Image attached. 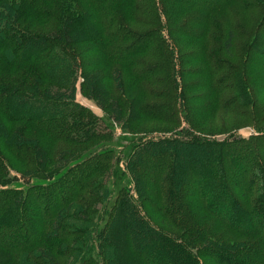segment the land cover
<instances>
[{
	"label": "trees",
	"instance_id": "obj_1",
	"mask_svg": "<svg viewBox=\"0 0 264 264\" xmlns=\"http://www.w3.org/2000/svg\"><path fill=\"white\" fill-rule=\"evenodd\" d=\"M97 53L99 66L89 57ZM186 59L202 66L185 70ZM80 78L91 95L110 96L120 81L126 128L176 124V106L186 101L176 88L190 86L209 91L196 96L198 112L183 104L197 118L235 109L263 119L255 95L264 89V0H0V264H68L69 257L75 264H264V124L257 121L250 138L197 137L190 127L129 141L122 171L133 187L111 207L112 188L104 190L102 178L96 187L95 174L107 166L114 183L121 167L112 148H89L73 166L11 184L10 168L33 179L65 159L66 146L95 149L96 140L112 138L115 127L97 131V119L76 101ZM53 152L64 156L54 161ZM88 189L93 203L105 204L91 231L77 227L71 211Z\"/></svg>",
	"mask_w": 264,
	"mask_h": 264
},
{
	"label": "rangeland",
	"instance_id": "obj_2",
	"mask_svg": "<svg viewBox=\"0 0 264 264\" xmlns=\"http://www.w3.org/2000/svg\"><path fill=\"white\" fill-rule=\"evenodd\" d=\"M187 42L188 41L187 40L185 41L184 39L180 40V44L183 47L186 46L184 49L185 52L189 53L191 52L190 50L192 49L187 48V45H188ZM113 51H116V49H113ZM175 52H176L175 59L177 60L178 63H180L181 60L178 58V55H177L178 49H176ZM89 57L96 59L97 66H99L100 63L102 62V59H100L101 58L100 53L91 54L89 55ZM89 57H86V59H88ZM186 62L187 63H185V66H184L185 70H194L195 68H199L200 66H202V63L201 64L193 63L192 61H190V59H186ZM176 70L178 73L179 69H176ZM195 80H198V79L194 77H191L189 79L187 77H184V81H187L186 83L193 82ZM203 80H206V78L204 77ZM82 82H83L82 78L76 81L77 84L75 87V92H72L73 95H75L76 101L80 105L88 109L89 114L94 116L97 119L95 123V129L97 131L108 132L109 130H111L113 126L115 127L116 131L114 132V134H112V138H104V139L100 138L99 140H96V142L98 141L100 142L96 144V146L94 147L95 149L91 148L92 146H86L85 144H73V146H66L68 153L66 154L65 159H58V157L63 155V153L58 155L56 152H53L54 161L58 159L56 161V164L52 167L44 168V170L49 169L47 172H43L42 170H37L35 171V173L33 172V179L31 177L22 176V174L20 173L19 167H16L14 169L10 168L8 171L10 173L9 177L11 178V184L13 186L23 187V186L31 185L33 184L34 179H41V178H36V177L34 178V175H37L38 173H40L41 176H43L42 173H45L46 175H52L54 172H57L54 170L58 169L54 167H57L60 165H61L60 167H62L68 162L70 163L69 165L73 166L81 162L83 159L87 158L86 157L87 154H84V152L87 151L89 148L91 152L93 153L101 152L102 154H104V151L106 149L112 148L116 150L115 156L118 158L116 160L117 163L115 164H119V167H121V170L118 172V175L115 177L114 183H112V181L109 182L108 172L106 169L107 166L102 171L95 174L97 176L96 177V187L100 185L98 183V179L102 178L105 184L104 190L108 186L109 188H112L110 190L113 193V198L109 205V207H111L113 204V200L115 201L117 199L119 191H122L125 187H128V188L133 187L130 175L122 171L125 168V164H123V160L127 158L124 148L126 147V143H128L129 141L139 142V138H142L143 141L150 140V139L157 140L158 138H163L164 136H171L173 132H176L180 128L190 129V127L194 128V130L191 129V131H195L194 134L197 137H208L210 139H215V140H224L226 137L231 136V134L233 133L232 138H250L251 136L258 134L256 130V124L258 123L264 124L263 116H262L263 119L259 118V115L256 120H254V118L252 117L247 119V118H244L243 116L239 117L238 114L240 111L235 110V109H231V111L219 110L213 114L214 116L209 115L210 117L208 116L204 118H200V117L197 118L193 114L191 109L189 110L184 109L185 107L183 106V104L185 106L188 105L189 107L193 109V111L198 112L199 111L198 106L202 105V101L196 98V96H199L202 93H207L209 91H207L208 89H206L205 87L203 88L200 87V89L197 90V89L192 88V86H190V89H184V91H183V88L181 87L176 88L178 90L177 91L178 93L182 92L186 96V101L176 106V111H175V113L177 114L176 124H167L165 122H161L157 120H148V121H145L140 127H137V125H132L130 126V128H126L124 127V123H123V120L125 119L123 117L124 112L122 108L119 106L120 100H119V95L117 92V87L121 86L120 81L119 80L114 81L113 89L111 90L112 93L110 96L109 95L107 96L98 95V94L91 95V94L85 93L83 92V89H82ZM256 86L259 87V85H256ZM50 92L68 93L70 91L66 92L57 87H54V88H51ZM258 92H259L258 94L259 99H257V96L255 95L256 104L260 105V108L263 109L264 108V89L263 88L261 89L259 87ZM227 94L232 95V96L234 95V93H227ZM238 100H239L238 102H243V100L240 98ZM151 101L148 100V102H151ZM248 110H250L249 107H248ZM252 110L253 109H251L250 111ZM168 112H170V110H168ZM111 116L115 117L117 120L113 119ZM103 118L111 120L110 121L111 123L110 122L106 124L102 123L100 120ZM195 118H197V123H195L196 125L195 126L190 125L189 124L190 120H195ZM82 121L84 124L85 120L82 119ZM254 121H257L258 123L257 122L254 123ZM81 127L82 126H80V128ZM80 128H79V132H80ZM105 143L108 145L104 146ZM201 150L202 149H200L198 153H200ZM196 155L198 154L196 153L192 157H196ZM151 171L154 172V168H151L149 170L150 173ZM61 172L62 173L65 172V169L62 170ZM94 189H90V190L88 189V191L82 196L84 197L83 198L84 200L79 203H75L73 205V208L71 209V211L73 212H78L76 213V215L72 213L73 216H75L73 217V220L76 226L79 228L85 229L86 231H91L94 225L96 224V222L102 224V218H101L100 212L103 211V209L105 208L104 199H100L99 201H97L96 199V202L93 203L94 197H91L90 193L93 192ZM131 193L135 195V191H131ZM77 209L80 210V212ZM86 215L88 216L89 219L86 217ZM94 216H98V218H94ZM150 216L152 220H154L156 225L158 226L160 225L161 227L164 225L162 223L161 216L156 215L154 213L150 214ZM151 254H154V253H151ZM154 262L158 264L159 261L157 262L156 260H154ZM164 262L168 264V261H166V259H163V261H161L162 264H164ZM68 264H75L74 261L72 260V257H69Z\"/></svg>",
	"mask_w": 264,
	"mask_h": 264
}]
</instances>
